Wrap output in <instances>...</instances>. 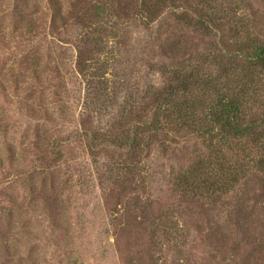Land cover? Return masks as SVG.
<instances>
[{
  "label": "rangeland",
  "instance_id": "374dc122",
  "mask_svg": "<svg viewBox=\"0 0 264 264\" xmlns=\"http://www.w3.org/2000/svg\"><path fill=\"white\" fill-rule=\"evenodd\" d=\"M257 45L264 0H0V264H264V172L184 189L213 142L137 126L175 75L207 91L195 118L233 91L260 124ZM130 129L140 147L120 160Z\"/></svg>",
  "mask_w": 264,
  "mask_h": 264
},
{
  "label": "trees",
  "instance_id": "16d2710c",
  "mask_svg": "<svg viewBox=\"0 0 264 264\" xmlns=\"http://www.w3.org/2000/svg\"><path fill=\"white\" fill-rule=\"evenodd\" d=\"M173 1L181 2V0ZM180 8L177 7V9ZM147 11L151 13L152 7L142 6L140 9L143 16L148 15ZM212 25V20L208 22L203 20L201 28H211ZM244 58L251 60L255 69L264 70V45L255 46L251 50V54L244 56ZM233 71H237V69L230 66L226 70V74L231 76ZM178 77L180 75L174 76L175 83L179 82V85L174 83L168 90L167 96H164L165 94L156 95L150 113L139 116L137 126L144 129L153 128L155 131L163 130L166 125H172L178 129L188 127L205 140L213 142L209 145L211 155L214 156L212 160H200L196 167L191 168L188 175L182 174L180 180L184 189L191 190L190 188H192L208 193L210 197H213L217 193L226 192L230 189L234 183L238 182L239 175L245 176L248 165H253L264 172V128H261L264 120H260V124L256 122L243 124V101L239 94L233 91L231 93L217 92V97L209 102L203 116L199 115L195 118V114H189V109L198 113V107L203 106L205 101L207 102V91L203 92L201 96L195 95L190 90V84L185 80V77L182 80L181 77ZM232 78L235 79V76ZM138 136L133 135V130L130 129L126 139L120 138L119 152L115 154L118 159L126 160V154L135 156L140 147ZM218 138L220 143L213 148L218 142ZM230 141L241 146L242 160L240 162H237V159L233 161L227 156L226 151L221 149L223 144H226L228 152H231L235 158V153L230 149L231 145H228ZM244 141L251 142L255 149L254 154L246 155V148L243 146ZM194 190L193 192H196Z\"/></svg>",
  "mask_w": 264,
  "mask_h": 264
}]
</instances>
